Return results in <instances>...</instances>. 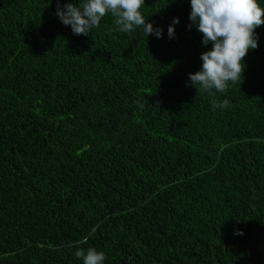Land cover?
Segmentation results:
<instances>
[{
  "label": "trees",
  "instance_id": "16d2710c",
  "mask_svg": "<svg viewBox=\"0 0 264 264\" xmlns=\"http://www.w3.org/2000/svg\"><path fill=\"white\" fill-rule=\"evenodd\" d=\"M57 10L0 0V264L90 247L104 264H264V25L242 83L213 96L189 78L212 48L191 0H145L161 38L110 14L76 35Z\"/></svg>",
  "mask_w": 264,
  "mask_h": 264
},
{
  "label": "clouds",
  "instance_id": "9594fccd",
  "mask_svg": "<svg viewBox=\"0 0 264 264\" xmlns=\"http://www.w3.org/2000/svg\"><path fill=\"white\" fill-rule=\"evenodd\" d=\"M144 5L145 0H81L79 4L70 2L61 8L58 0L57 15L64 25H71L76 35L90 34L110 14L116 30L121 33L143 28L147 36L154 33L161 38L163 29L154 28L146 20L142 11ZM189 18L203 34L202 43H212V48L201 55V69L189 73L192 85L199 93L207 92L214 96L215 92H226L230 85L241 84L245 72L244 58L249 50L258 47L256 29L264 25V6L259 0H191ZM177 23L178 17L168 27L170 38L175 35ZM212 105L214 110L227 108L229 100L213 99ZM75 255L82 259L83 264H104L107 258L103 251L93 247L78 249Z\"/></svg>",
  "mask_w": 264,
  "mask_h": 264
}]
</instances>
